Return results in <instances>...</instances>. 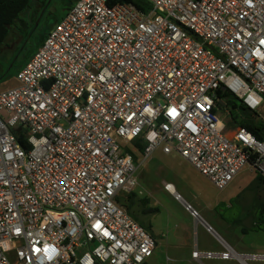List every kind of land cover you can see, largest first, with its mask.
I'll return each instance as SVG.
<instances>
[{
	"label": "built area",
	"instance_id": "built-area-1",
	"mask_svg": "<svg viewBox=\"0 0 264 264\" xmlns=\"http://www.w3.org/2000/svg\"><path fill=\"white\" fill-rule=\"evenodd\" d=\"M146 1L78 0L0 92V264L147 263L157 242L120 199L157 149L220 190L264 177V0ZM240 106L260 137L231 127ZM217 239L199 264L264 259Z\"/></svg>",
	"mask_w": 264,
	"mask_h": 264
},
{
	"label": "rangeland",
	"instance_id": "rangeland-1",
	"mask_svg": "<svg viewBox=\"0 0 264 264\" xmlns=\"http://www.w3.org/2000/svg\"><path fill=\"white\" fill-rule=\"evenodd\" d=\"M75 2L31 0V7L22 14L25 24L17 23L13 26L3 46L1 63L10 77L0 82V92L18 85L19 71L40 48L42 30L52 27L53 23H50L67 14ZM34 25L35 31L27 36ZM234 115L237 124L231 127L236 128L246 115L240 110L235 111ZM142 162L141 158L139 164ZM136 176L139 186L136 189L137 198L134 197L135 212L128 211L138 223L149 228V233L157 242V248L147 264H199L195 260L196 251L222 250L216 236L207 231L202 221L198 224L195 222L183 201L177 200L174 194L164 189L163 181L174 183L180 196L204 216L217 235L237 254L264 257V224L261 227L263 221L260 220L259 208L264 200V187H257L256 170L251 166H246L228 188L220 190L178 154L166 155L162 149H157L140 166ZM120 200L127 207L128 196ZM220 217L224 220L222 224ZM256 223H259V227L252 230ZM203 262L264 264V259Z\"/></svg>",
	"mask_w": 264,
	"mask_h": 264
},
{
	"label": "trees",
	"instance_id": "trees-1",
	"mask_svg": "<svg viewBox=\"0 0 264 264\" xmlns=\"http://www.w3.org/2000/svg\"><path fill=\"white\" fill-rule=\"evenodd\" d=\"M75 1L77 2L78 0H75ZM76 2L73 3L72 7L76 4ZM119 4L133 5L140 12H143V13H148L151 10V6L146 0H108V5L110 7H113V6H116ZM30 7H31V0H0V82H4L5 80H7L10 77V74L7 73V69H5L1 63L3 46L5 45L6 41L8 40V38L10 36L11 28L13 26H15L17 23L25 24V22L22 20V14L27 9H29ZM44 8H43V10H44ZM41 12H40V14H41ZM65 16H66V14L64 16H62L60 19H58L57 21L55 20V21L51 22L50 24L53 23L52 27H46V29L42 30L43 32H42L41 38L39 40L40 48L44 45L45 39L48 36V34L50 33V31ZM38 19H37V21H38ZM34 31H35V25L33 26L31 32L27 34V36L32 34ZM30 60H31V58H30ZM27 63H28V61H27ZM5 73H7L6 76H4ZM232 104L234 106V109L238 107L237 102H232ZM240 111L242 112V114L246 115L245 119L242 122H240V126L248 128L250 131L255 133L258 137H260V132L262 129L255 122L256 120H254V119H256V118L254 117V114L250 113L243 106H240ZM235 117L236 116L234 115V118ZM234 124H237V123L234 121V123H232L231 126H233ZM135 144L137 145V147L139 148V150L142 154L144 152V146L139 141H137ZM135 159L138 161L140 159V155H135ZM255 160H256L255 158H252V162H254ZM256 175H257V182H258L257 187L258 188L264 187V177L261 175V173L259 171H256ZM135 196H137L136 193L129 195L130 205L127 208L129 211H131L130 209L134 205V197ZM144 202H146V200ZM259 208H260V220L263 221L261 223V227H262V225L264 224V200H262V202L259 204ZM238 222H240V221H238ZM257 227H259V223H256L255 225H253L252 230L257 228ZM145 228L147 230L149 229L147 227H145ZM145 264H147V263H145Z\"/></svg>",
	"mask_w": 264,
	"mask_h": 264
},
{
	"label": "crops",
	"instance_id": "crops-1",
	"mask_svg": "<svg viewBox=\"0 0 264 264\" xmlns=\"http://www.w3.org/2000/svg\"><path fill=\"white\" fill-rule=\"evenodd\" d=\"M174 154H176V153H174ZM172 155V154H171ZM184 160V159H183ZM185 161V160H184ZM185 162H187V161H185ZM188 163V162H187ZM188 164H190V163H188ZM191 165V164H190ZM192 166V165H191ZM193 167V166H192ZM196 170V169H195ZM198 172V171H197ZM163 183L165 184V183H168V184H170L171 186H172V191L174 192V193H177L178 195H180L179 193H178V191H177V188H176V186H175V184L174 183H172V182H167V181H163ZM165 189V188H164ZM169 193H172V192H170V191H168ZM134 193H136L137 194V191H135ZM133 194V193H132ZM173 194V193H172ZM131 195V194H130ZM181 197V196H180ZM135 198H137V196H135ZM180 200H182L183 201V203L185 204V206L187 207L188 205L189 206H191L195 211H197L190 203H189V201L188 200H186V199H183L182 197L180 198ZM129 203V204H128ZM128 204V205H127ZM129 205H130V198H129V195H128V200L126 201V208H128L129 207ZM135 206L133 205L132 206V208L130 209L131 211H133V212H135V208H134ZM187 210V209H186ZM130 211V212H131ZM197 213L199 214V217H200V219H202L201 221L204 223V225L205 226H208V227H211V225H209V223H207L206 221H205V219H204V216L203 215H201L198 211H197ZM220 222H221V224L222 223H224V220H223V218L222 217H220ZM198 224V223H197ZM212 228V227H211ZM212 230H213V233H214V235L217 237V238H219V239H221V241H223L226 245H228L229 247H231L223 238H221L219 235H217V233L214 231V229L212 228ZM219 245H220V247L222 248V250L221 251H223L224 250V248L222 247V245L219 243ZM232 248V247H231ZM233 249V248H232ZM209 252H211L210 250H208ZM218 261H223V262H227V261H224V260H218Z\"/></svg>",
	"mask_w": 264,
	"mask_h": 264
},
{
	"label": "bare ground",
	"instance_id": "bare-ground-1",
	"mask_svg": "<svg viewBox=\"0 0 264 264\" xmlns=\"http://www.w3.org/2000/svg\"><path fill=\"white\" fill-rule=\"evenodd\" d=\"M200 221H201V219L199 218V219H198V222H200Z\"/></svg>",
	"mask_w": 264,
	"mask_h": 264
},
{
	"label": "water",
	"instance_id": "water-1",
	"mask_svg": "<svg viewBox=\"0 0 264 264\" xmlns=\"http://www.w3.org/2000/svg\"><path fill=\"white\" fill-rule=\"evenodd\" d=\"M7 73H8V71H7ZM7 73H5V75H4V76H6V75H7Z\"/></svg>",
	"mask_w": 264,
	"mask_h": 264
}]
</instances>
